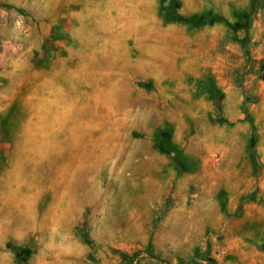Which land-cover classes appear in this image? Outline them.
Masks as SVG:
<instances>
[{"label":"rangeland","instance_id":"1","mask_svg":"<svg viewBox=\"0 0 264 264\" xmlns=\"http://www.w3.org/2000/svg\"><path fill=\"white\" fill-rule=\"evenodd\" d=\"M263 65L264 0H0V264H264Z\"/></svg>","mask_w":264,"mask_h":264},{"label":"trees","instance_id":"2","mask_svg":"<svg viewBox=\"0 0 264 264\" xmlns=\"http://www.w3.org/2000/svg\"><path fill=\"white\" fill-rule=\"evenodd\" d=\"M262 72L264 73V65L262 66ZM15 250H17V249H15ZM209 262L212 263V261H210V260H209Z\"/></svg>","mask_w":264,"mask_h":264},{"label":"crops","instance_id":"3","mask_svg":"<svg viewBox=\"0 0 264 264\" xmlns=\"http://www.w3.org/2000/svg\"><path fill=\"white\" fill-rule=\"evenodd\" d=\"M39 86V84L37 85V87Z\"/></svg>","mask_w":264,"mask_h":264}]
</instances>
